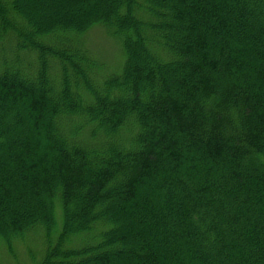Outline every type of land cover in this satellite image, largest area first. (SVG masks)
Instances as JSON below:
<instances>
[{
  "label": "trees",
  "instance_id": "16d2710c",
  "mask_svg": "<svg viewBox=\"0 0 264 264\" xmlns=\"http://www.w3.org/2000/svg\"><path fill=\"white\" fill-rule=\"evenodd\" d=\"M38 228L37 264H264V0H0V236Z\"/></svg>",
  "mask_w": 264,
  "mask_h": 264
},
{
  "label": "rangeland",
  "instance_id": "374dc122",
  "mask_svg": "<svg viewBox=\"0 0 264 264\" xmlns=\"http://www.w3.org/2000/svg\"><path fill=\"white\" fill-rule=\"evenodd\" d=\"M84 39L93 56L106 62L108 71L116 72L121 69L125 60L122 47L103 26H93ZM53 205H55L53 210H56V213L61 212L60 204ZM59 222L61 223V219ZM83 238L78 236L69 242L71 245H81ZM44 255V236L40 228L32 229L26 235L13 236L10 244L0 236V264H37L43 260Z\"/></svg>",
  "mask_w": 264,
  "mask_h": 264
}]
</instances>
